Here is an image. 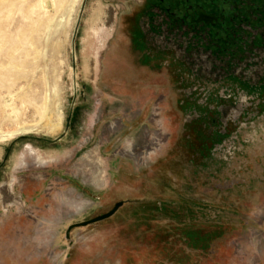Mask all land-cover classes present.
I'll use <instances>...</instances> for the list:
<instances>
[{"label":"rangeland","instance_id":"obj_1","mask_svg":"<svg viewBox=\"0 0 264 264\" xmlns=\"http://www.w3.org/2000/svg\"><path fill=\"white\" fill-rule=\"evenodd\" d=\"M36 1L0 0V135L20 124L32 128L0 137V186L12 174V194L21 199L4 203L0 193V264H264V186L255 174L264 170L260 154L241 172L248 178L252 170L254 187L234 192L235 200L227 192H182L168 172V205L184 209L192 207L188 197L205 199L194 208L201 222H185L182 209L181 221L169 212L167 219L137 220L128 203L66 238L70 224L116 201L165 198L147 166L176 139L178 122L161 96H123L116 83L102 79L118 20L136 0H76L54 12L46 1L43 10L32 9ZM109 9L116 11L112 29L102 24ZM114 121L117 131L109 127ZM40 155L58 160L37 165ZM177 162L170 167L175 174ZM186 231L221 235L208 247L212 239L186 241ZM194 243L205 248L193 249Z\"/></svg>","mask_w":264,"mask_h":264},{"label":"flooded vegetation","instance_id":"obj_2","mask_svg":"<svg viewBox=\"0 0 264 264\" xmlns=\"http://www.w3.org/2000/svg\"><path fill=\"white\" fill-rule=\"evenodd\" d=\"M116 32L102 79L116 83L123 96H161L167 115L170 102L178 131L147 166L165 198L122 199L80 222L105 215L118 203L110 216L84 226L114 217L128 203H134L137 220L167 219L168 212L178 219L181 206L168 205V172L182 192H227L235 200L237 190L250 191L257 179L252 170L248 178L241 172L254 156H264V0H136L120 16ZM109 127L117 131L120 125L114 121ZM129 156L138 162L133 151ZM176 161L175 174L170 167ZM255 172L264 186V170ZM186 201L193 204L181 210L184 221L198 220L195 203L205 199ZM212 233L209 238L208 233L182 234L186 241L212 239L209 247L221 235Z\"/></svg>","mask_w":264,"mask_h":264},{"label":"bare ground","instance_id":"obj_3","mask_svg":"<svg viewBox=\"0 0 264 264\" xmlns=\"http://www.w3.org/2000/svg\"><path fill=\"white\" fill-rule=\"evenodd\" d=\"M44 1L49 2L48 5H46V6H49L50 4L52 5V8L53 9H51V11L53 10V12L63 2H71V1L73 3L76 2V0H37L36 3L33 5L34 7L32 9L35 8V9H37V11L43 10V5L42 4H43ZM49 11L50 10H48V9L47 10H44V13H46V14L47 13H50ZM115 12H116L115 9H109L108 10V13L111 14V15L108 18V20H107L106 23H102V24H106L109 27V29L110 28L112 29L113 25L115 24ZM100 43H102V42H100ZM35 106H36L37 111L38 112L40 111V114L41 113L44 114V111H42V110L45 109V108H43V106H41V107L38 106V105H35ZM18 115H19V112L16 109L12 111V116H15L16 117ZM99 116H100V114H99ZM60 117H62V116H60ZM20 123H22V122H20ZM23 123H25V121ZM18 126H19V128H17L16 130L11 131V133H6L5 135H0V137L1 138H8V137H10V136H12V135H14L16 133H20L22 135L23 134H28L32 130V128L29 127V126H25V125H21V124L18 125ZM111 127H114V126L111 125ZM51 158L48 159L45 156L40 155V156L37 157L36 164L37 165H46L48 163H51L53 161H57L58 160L56 155H52ZM13 179H14L13 175L12 174H9V177L0 186V193L2 194V200L4 201V203H8V204H10V203H16L17 204V203H20V201H21L20 197H14V195L12 194L11 186H12Z\"/></svg>","mask_w":264,"mask_h":264},{"label":"water","instance_id":"obj_4","mask_svg":"<svg viewBox=\"0 0 264 264\" xmlns=\"http://www.w3.org/2000/svg\"><path fill=\"white\" fill-rule=\"evenodd\" d=\"M120 205V203L116 204L115 208L110 211L109 213L105 214V215H102L96 219H93L92 221H86V222H80V223H74V224H70L67 229H66V238L68 239L70 237V232L72 230L73 227H77V226H84L86 224H88L89 222H93V221H96V220H100V219H103V218H106L108 216H110L116 209L117 207Z\"/></svg>","mask_w":264,"mask_h":264}]
</instances>
